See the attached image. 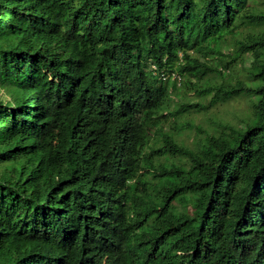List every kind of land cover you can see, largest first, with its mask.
<instances>
[{
  "label": "trees",
  "instance_id": "16d2710c",
  "mask_svg": "<svg viewBox=\"0 0 264 264\" xmlns=\"http://www.w3.org/2000/svg\"><path fill=\"white\" fill-rule=\"evenodd\" d=\"M251 2L0 0V264H264V7ZM244 57L248 81L172 107L189 84L161 73L225 77ZM241 94V127L194 146L165 128Z\"/></svg>",
  "mask_w": 264,
  "mask_h": 264
},
{
  "label": "rangeland",
  "instance_id": "374dc122",
  "mask_svg": "<svg viewBox=\"0 0 264 264\" xmlns=\"http://www.w3.org/2000/svg\"><path fill=\"white\" fill-rule=\"evenodd\" d=\"M252 4L262 8L264 7V0H255ZM256 29L260 30L259 27ZM230 43L233 46L234 39H230ZM223 51L226 53L230 52L231 47L227 45ZM249 66L250 60L244 57L239 62L233 64L230 70L225 71V77H221L218 74H211L205 78L193 79L192 82L190 79L183 77L181 83L185 82L189 85L184 86L183 83L180 88L174 90L172 94L174 100L171 102L172 107L176 106L177 103L187 101L208 104L211 96L205 95L200 97L197 94V89H200V86H205L206 83L220 84L222 82L236 83L238 80L248 81L247 69ZM168 80L170 82L173 81L170 78ZM252 103L253 99L244 94L228 99H220L217 104L206 111L189 112L180 118V123L186 122L187 124V122H190V125L187 124L178 127L180 125H177L173 117L168 116L165 122V128L173 131L179 142L187 146H194L198 138L205 137L207 134L218 133L221 130H226L229 126H243L252 113Z\"/></svg>",
  "mask_w": 264,
  "mask_h": 264
},
{
  "label": "built area",
  "instance_id": "2783aa9c",
  "mask_svg": "<svg viewBox=\"0 0 264 264\" xmlns=\"http://www.w3.org/2000/svg\"><path fill=\"white\" fill-rule=\"evenodd\" d=\"M161 77L166 80L168 78L172 79L173 81L177 82L178 84H181V77L177 73H172L170 75H166L165 73H161Z\"/></svg>",
  "mask_w": 264,
  "mask_h": 264
},
{
  "label": "bare ground",
  "instance_id": "6f19581e",
  "mask_svg": "<svg viewBox=\"0 0 264 264\" xmlns=\"http://www.w3.org/2000/svg\"><path fill=\"white\" fill-rule=\"evenodd\" d=\"M73 122V121H72ZM20 245V244H19ZM19 248V247H18ZM29 248V247H28ZM26 250V249H25Z\"/></svg>",
  "mask_w": 264,
  "mask_h": 264
}]
</instances>
